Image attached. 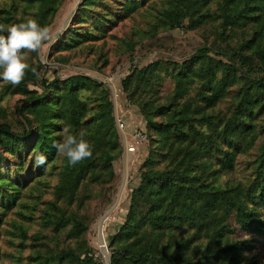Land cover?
I'll list each match as a JSON object with an SVG mask.
<instances>
[{"label": "trees", "instance_id": "obj_1", "mask_svg": "<svg viewBox=\"0 0 264 264\" xmlns=\"http://www.w3.org/2000/svg\"><path fill=\"white\" fill-rule=\"evenodd\" d=\"M65 1L0 0V23L32 17L50 28ZM154 4L82 0L49 51L61 64L69 62L63 53H94L101 71L109 36L129 61L120 102L142 119L147 141L123 222L108 241L109 264H259L249 254L264 236V0H168L146 27L110 34ZM182 29L201 41L183 54L173 45ZM153 52L162 54L141 65ZM27 57L19 86L0 80V236L15 212L39 226L29 236L14 222L17 264H101L90 234L123 179L113 92L82 74L61 79L55 69L46 78L37 53ZM167 79L174 86L163 95ZM9 95L21 96L16 122L1 107ZM65 128L86 133L91 158L70 166L58 153ZM40 154L47 165H35Z\"/></svg>", "mask_w": 264, "mask_h": 264}, {"label": "rangeland", "instance_id": "obj_2", "mask_svg": "<svg viewBox=\"0 0 264 264\" xmlns=\"http://www.w3.org/2000/svg\"><path fill=\"white\" fill-rule=\"evenodd\" d=\"M81 1L82 0L65 1L64 5L62 6L58 15L55 18L54 24L50 27L51 36L53 38L52 42L46 45L43 49H41L40 53L37 54V59H34V61L39 60L45 66L47 70V73H45L46 78H53L52 71L56 69L61 79H65L73 75L82 74L106 83L113 92V100L116 97V99L118 100L117 105L121 107L120 109L118 108L119 114L124 116L123 118L125 119L129 129L131 128L134 130L135 125L137 124V118L135 117L133 110H128L126 102H120L121 79L128 73L130 65L127 58H124L125 55L123 51L118 48L119 44L117 41L110 38L109 36L104 40L106 44L103 46V54H106V56L108 57V66L107 68H104L101 71L94 68L96 60L98 59V56L94 53H87L79 50L63 53L68 55L69 57V62L67 64L55 62L49 54L52 44L55 42L58 36L62 34L69 26L71 19ZM151 5L152 3L150 4V6ZM155 5H157L158 8H162L168 5V0H156V4H154V7L151 10L149 9V11H145V9H142L140 13H136L134 18L128 19L125 22L119 24V26L115 28L110 34L117 35V37L121 38L125 36V34L128 33L132 28L146 27L147 23H151L153 21L152 17L155 14ZM216 8L217 5L211 4L210 9L212 11L216 10ZM164 35L166 36L167 33L162 32L160 34V37H163ZM173 35V45L182 54L184 52L191 51L193 47L198 46L201 42L200 38L194 33V31L188 32V30L186 29L176 30L173 32ZM100 43H103V41H101ZM160 54L162 53L153 52L149 55V60L147 59V61H141V65L146 64L148 61L150 62L152 60H155L156 57ZM165 56L174 57L176 59L180 58L179 55L167 52L165 53ZM26 59L29 61L28 57ZM102 63L103 61H99L98 66H101ZM173 86V82L170 79H167L162 90L163 95H165L167 92H170L173 89ZM20 98V95H9L6 96L3 102L1 103V107H3L8 113V118L13 120L14 122H16V117L13 115V111L15 105L19 102ZM122 109L124 110V113H122ZM142 147L144 148V145ZM142 147L140 149L139 156H130L129 159H125V163L122 157L121 164L123 168V179L119 188V192L117 194L116 201L109 210H106L102 215H100V217L97 219L96 223L92 227V232L90 234L91 247L94 250V258L101 264H109L110 254L107 247L108 241L115 234V232L118 230V228L123 222V217L127 210L126 203L129 195V189L134 186L136 178L135 175L137 174L141 159H143V157L145 156V152H142ZM118 168L121 170V166L119 167L118 165ZM126 178H128L127 183L125 180ZM129 179L131 184L127 188ZM45 195L47 198H51V194L47 193ZM23 198L28 202H31L32 200L29 198V196H27V194L23 195ZM105 214L107 215L105 216ZM7 219L9 221V224L4 226L6 230H3L2 235L0 236V249L4 254V258L1 264H17L16 259H14L12 256H20L18 246L19 242L11 234H9V232L14 231V222L26 228L28 230L29 236L35 233L39 229V226L35 223L30 224L24 222V219L18 216L15 212H11L8 215ZM256 239L257 242L255 244V250L249 254V257L251 258L255 255H258L259 264H263L264 236H259ZM29 253L30 251H26L25 255H28ZM21 263L24 264V262Z\"/></svg>", "mask_w": 264, "mask_h": 264}, {"label": "clouds", "instance_id": "obj_3", "mask_svg": "<svg viewBox=\"0 0 264 264\" xmlns=\"http://www.w3.org/2000/svg\"><path fill=\"white\" fill-rule=\"evenodd\" d=\"M52 40L50 28L41 26L32 17L15 24L0 23V80L13 87L19 86L30 68L26 63V54H39ZM31 71L35 73L36 69L32 68ZM63 131L67 133L63 142L54 143L53 146L67 158L70 166L92 157V146L84 139V131L75 135L70 134L68 128ZM47 163L45 155L35 157L36 166H45Z\"/></svg>", "mask_w": 264, "mask_h": 264}, {"label": "built area", "instance_id": "obj_4", "mask_svg": "<svg viewBox=\"0 0 264 264\" xmlns=\"http://www.w3.org/2000/svg\"><path fill=\"white\" fill-rule=\"evenodd\" d=\"M115 96H117V95H115ZM114 101H115V107H116V122H117L118 129L122 135V142H123V148H124V152H123L122 157H123V160L125 163V159L126 160L129 159L130 156H133V155L135 157L138 156V153H139L141 147L147 141V137H146V134L144 131L142 119L140 117H138L136 114H134L135 117L137 118V122H136L137 124L135 125L134 130L131 128L129 129L125 119L123 118L124 116L119 114V111H118L119 106L117 105L118 100L116 99V97H115ZM126 106H127L128 110L132 111V108L128 103L126 104ZM125 180L127 183L128 178H126Z\"/></svg>", "mask_w": 264, "mask_h": 264}, {"label": "water", "instance_id": "obj_5", "mask_svg": "<svg viewBox=\"0 0 264 264\" xmlns=\"http://www.w3.org/2000/svg\"><path fill=\"white\" fill-rule=\"evenodd\" d=\"M107 214H105V216H106Z\"/></svg>", "mask_w": 264, "mask_h": 264}]
</instances>
